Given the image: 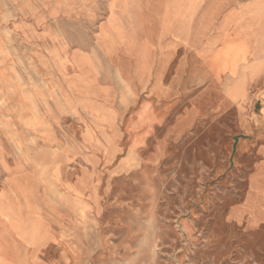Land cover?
<instances>
[{"label":"rangeland","instance_id":"1","mask_svg":"<svg viewBox=\"0 0 264 264\" xmlns=\"http://www.w3.org/2000/svg\"><path fill=\"white\" fill-rule=\"evenodd\" d=\"M80 1L0 0V264H264V57L227 43L210 61L216 79L203 69L157 131L136 137L144 101L123 83L113 118L56 90L60 60L39 26L54 14L70 48L94 51L92 16L108 0L68 25ZM200 3L203 35L264 24V0Z\"/></svg>","mask_w":264,"mask_h":264},{"label":"crops","instance_id":"2","mask_svg":"<svg viewBox=\"0 0 264 264\" xmlns=\"http://www.w3.org/2000/svg\"><path fill=\"white\" fill-rule=\"evenodd\" d=\"M200 4V0H108L105 12L92 16L97 26L94 51L70 48L68 43L72 40L62 34V22L53 14L48 29L43 30L40 25L37 36L50 43V55L60 60L56 70L61 86L56 90L71 96L82 114L99 119L106 115L107 108L108 116L113 118L114 112L109 108L117 104V85L123 83L131 93L132 104L144 101L147 130L138 134L134 119L130 134L150 137L149 132L157 131L155 128L162 121L164 108L181 99L188 88L200 87L204 70L216 79L210 61L227 43L239 46L248 59L264 57V24H238L229 35L233 25L223 22L219 29L203 35L197 18ZM89 6L88 0H81L72 9L67 8V24H71L67 16L73 17L79 10L82 25L84 19L89 22ZM222 71L221 66L219 74ZM250 73L247 71L245 78ZM174 122L169 132L180 135L195 119Z\"/></svg>","mask_w":264,"mask_h":264}]
</instances>
